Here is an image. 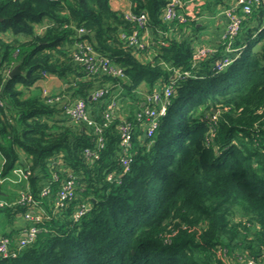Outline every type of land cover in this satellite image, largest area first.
<instances>
[{
	"label": "trees",
	"instance_id": "obj_1",
	"mask_svg": "<svg viewBox=\"0 0 264 264\" xmlns=\"http://www.w3.org/2000/svg\"><path fill=\"white\" fill-rule=\"evenodd\" d=\"M111 1L0 0V179L26 168L31 174L16 183L18 194L29 191L43 212L36 242L0 264H264V0L244 15L233 51L221 45L196 64L195 37L172 33L185 25L195 33L196 22L165 23L166 0H129V10L149 19L156 42L149 62L120 37L137 25ZM193 2L186 4L190 17L216 16L228 6L226 0ZM83 42L110 58L125 78L89 75L73 56ZM15 67L21 74L9 78ZM177 71L189 75L176 83L152 139L144 136L145 123L136 124L123 173L121 121L134 123L144 95ZM49 78L66 87L48 97L34 94ZM113 84L121 87V108L108 122L111 97H89ZM66 94L83 98L91 117L105 125L95 162L84 155L96 148L95 134L48 101ZM70 174L76 177L74 200L57 209ZM111 174L122 177L109 181ZM5 196L8 203L19 197ZM83 203L91 210L76 222L72 216ZM29 209L6 206L0 214L14 225ZM17 234L3 236L15 247Z\"/></svg>",
	"mask_w": 264,
	"mask_h": 264
},
{
	"label": "built area",
	"instance_id": "obj_2",
	"mask_svg": "<svg viewBox=\"0 0 264 264\" xmlns=\"http://www.w3.org/2000/svg\"><path fill=\"white\" fill-rule=\"evenodd\" d=\"M192 1L195 0H191L188 3ZM254 2L255 0H235V4H233L231 7L222 9L217 14L220 15L221 13L224 19H226V28L221 37V43L227 52L234 50L232 49L233 40L238 36L241 30L244 15H248L251 12V7ZM188 3H185L182 0H166L163 21L167 24H172L175 21L181 24H186L195 20L197 17H190L187 14L186 4ZM125 18L128 22L136 24L137 27L130 35L122 33L120 37L123 39V41L128 43L129 46L134 47L137 54L144 51H152L151 46L156 45V42L150 39L148 16L145 13L138 15L134 14L131 10H126ZM78 32L82 35L86 33L83 29L79 30ZM76 48L77 51L73 55L74 61L83 66L89 75H95L102 72V75L108 74L115 78H125L121 68L115 67L112 64L110 58L98 53L88 42L78 43ZM216 52L217 49L213 47L204 45L195 46L193 52V64H196L198 61L209 55L215 54ZM227 64H229V62L226 60L224 63L218 64V67L222 69ZM188 75V73H181L177 71L169 83L158 88L156 87L152 92L146 94V97L142 103V108L134 115V123L124 119L121 121L119 125V133L120 148L122 151L121 161L122 165L124 166L123 173H127L129 171L128 165L130 160L128 159V154L133 147V136L137 127L136 124L145 123V127L143 129L144 136L146 139H152L158 128L159 119L166 114L167 108L170 105L176 83L180 78ZM120 88L121 87L116 84L106 85L93 91L89 97L90 100L93 101L102 100L107 96L111 97V102L108 106L110 113L105 115L108 122L113 120V116H110L112 111L119 110L121 108V103L119 102L121 97ZM43 96H50L47 89L45 88L43 90ZM63 100L64 95H58L56 98L48 99L50 103H57V105ZM62 111L71 120L80 124H85L95 134L97 137L95 146L96 150L86 149L84 155L85 159L89 163L97 161L99 159V148L103 147L105 144V138L103 135L105 125H101L91 117L86 101L83 98H72L68 100L67 103L62 105ZM214 119H216V116H213V120ZM13 172L15 177H6L4 179H0V183H25V181L28 179V175L31 174V172H27L26 168L24 167H19ZM121 177L122 175L118 176L117 178L119 179ZM117 178L112 174L108 176L109 181H114ZM75 180L76 177L70 174L67 181L64 182L61 190L57 194L55 203L57 209L66 208L73 202L75 195ZM48 193L49 184L42 189L41 196L46 197ZM24 204H27L30 207L29 211L24 216V221L27 224L18 230L19 234H17L16 237L15 247L12 245V243H14L12 239L5 236L0 237V259L16 257L28 245L36 242L39 233L43 230L39 225L43 220V212H40L41 207H39L40 203H38V201H36L29 194V191L27 193H21L17 200L13 203H8L7 201L0 198V208ZM90 210L91 205L89 203L77 205V209L72 216L73 220L79 222ZM247 264L255 263L253 260H249Z\"/></svg>",
	"mask_w": 264,
	"mask_h": 264
},
{
	"label": "crops",
	"instance_id": "obj_3",
	"mask_svg": "<svg viewBox=\"0 0 264 264\" xmlns=\"http://www.w3.org/2000/svg\"><path fill=\"white\" fill-rule=\"evenodd\" d=\"M226 1L228 3L227 7H231L233 4H235V0H226ZM189 4L195 6V3L193 1L190 2ZM111 7L116 11L125 12L126 10L130 9V3H129V0H112L111 1ZM222 9H224V8H222ZM222 9H220V11ZM187 11H189L188 8H187ZM220 15L211 16V15L204 14L202 16H199L195 20L190 21V22H196L197 29H198L197 32L195 31V33H193L192 32L193 27L185 25L183 32L179 31L178 28L175 30L176 32L175 31L172 32L173 37L175 39H179L181 37V35H183V33H184V35H186V36H191L193 38L195 37L194 38V40H195L194 47L204 45V46L213 47V48L219 50V48H221V45H222L221 37H222V35L225 31V28H226V19H224V17L222 16L221 13H220ZM149 35H150V39L152 41H154V35L151 33V31H149ZM153 54H154V50H152L151 52L150 51H144L143 56L145 58H147V60L150 62L153 60L152 59ZM38 87H40V89L38 91L33 90L34 94L37 92H41L39 94L42 95L44 88L47 89L49 94L50 93L54 94L52 92L60 94L64 90L66 85L63 81H61L59 79L49 78L47 81H45L44 85L41 84ZM145 97H146V94L144 95V99H145ZM70 99H72L71 94L64 95V100L58 104V107L62 109V105L67 103V101ZM22 156L24 159L23 152H22ZM2 162H3V159L0 155V171H1ZM23 163H24V160H23ZM6 184H7V182L0 184V193H1L0 195H3L2 194L3 186ZM10 184H12V183L11 182L8 183L7 189H9L12 192V187ZM3 192H4V190H3ZM18 193H20V186L16 185L15 186V193L10 194L9 197L13 198L15 200L17 198V196L20 195ZM26 224L27 223L22 219L21 221L15 222L14 225H9L7 220L5 219V217L0 214V237L3 236V234H5L7 232H9V233H12L14 231L17 232L22 226H26Z\"/></svg>",
	"mask_w": 264,
	"mask_h": 264
},
{
	"label": "rangeland",
	"instance_id": "obj_4",
	"mask_svg": "<svg viewBox=\"0 0 264 264\" xmlns=\"http://www.w3.org/2000/svg\"><path fill=\"white\" fill-rule=\"evenodd\" d=\"M43 85H44V84H43ZM58 89H59V88H58ZM59 90H60V89H59ZM56 91H57V90H56ZM52 93L57 94V93H55V92H52ZM7 185H8V184H6V185L3 186V190H4V192H2L3 195H0L1 198H6V196H5L6 194H7V195H10V194H12V193H15V186H16V185H15V184H10L11 187H12V192H11L9 189H7Z\"/></svg>",
	"mask_w": 264,
	"mask_h": 264
},
{
	"label": "water",
	"instance_id": "obj_5",
	"mask_svg": "<svg viewBox=\"0 0 264 264\" xmlns=\"http://www.w3.org/2000/svg\"><path fill=\"white\" fill-rule=\"evenodd\" d=\"M21 74V71L19 70V67H15L11 72H10V74H9V78H14V77H16V76H18V75H20ZM89 100H90V98H89ZM214 112H215V110H214ZM1 184V183H0ZM1 194V193H0Z\"/></svg>",
	"mask_w": 264,
	"mask_h": 264
}]
</instances>
